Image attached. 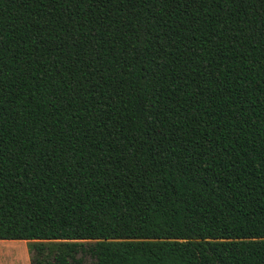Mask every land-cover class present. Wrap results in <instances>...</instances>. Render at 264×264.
Listing matches in <instances>:
<instances>
[{
  "label": "trees",
  "instance_id": "trees-1",
  "mask_svg": "<svg viewBox=\"0 0 264 264\" xmlns=\"http://www.w3.org/2000/svg\"><path fill=\"white\" fill-rule=\"evenodd\" d=\"M0 241L264 264V0H0Z\"/></svg>",
  "mask_w": 264,
  "mask_h": 264
},
{
  "label": "rangeland",
  "instance_id": "rangeland-1",
  "mask_svg": "<svg viewBox=\"0 0 264 264\" xmlns=\"http://www.w3.org/2000/svg\"><path fill=\"white\" fill-rule=\"evenodd\" d=\"M0 264H30V254L23 262V241H0ZM27 244V243H26ZM21 250H20V249ZM21 251V252H20Z\"/></svg>",
  "mask_w": 264,
  "mask_h": 264
},
{
  "label": "crops",
  "instance_id": "crops-1",
  "mask_svg": "<svg viewBox=\"0 0 264 264\" xmlns=\"http://www.w3.org/2000/svg\"><path fill=\"white\" fill-rule=\"evenodd\" d=\"M25 246H24V248H23V250H22V253H23V262H25L26 261V259H28L27 257H28V254H29V252H28V248H27V244H26V242L25 241H23L22 242ZM0 244H3L2 242H0ZM20 249V248H19ZM21 250V249H20ZM21 252V251H20Z\"/></svg>",
  "mask_w": 264,
  "mask_h": 264
}]
</instances>
